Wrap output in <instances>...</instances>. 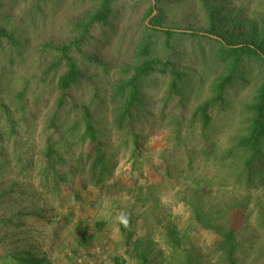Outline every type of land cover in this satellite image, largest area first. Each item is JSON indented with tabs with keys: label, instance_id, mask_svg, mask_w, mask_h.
I'll return each mask as SVG.
<instances>
[{
	"label": "rangeland",
	"instance_id": "rangeland-1",
	"mask_svg": "<svg viewBox=\"0 0 264 264\" xmlns=\"http://www.w3.org/2000/svg\"><path fill=\"white\" fill-rule=\"evenodd\" d=\"M205 1L227 34L264 21V0ZM100 3L0 0V264H139L140 250L147 264H224L206 221L235 233L236 264H264V176L247 185L240 155L218 162L245 131L258 64L243 62V77L209 108L203 128L194 112L223 66L215 40L189 36H210L202 2L111 0L108 19L84 33L78 26ZM156 3L171 37L146 28ZM80 37L69 54L81 76L62 93L56 48ZM147 37L151 56L167 65L140 82L118 126L127 94L115 87L142 61L135 50ZM87 116L95 141L85 136ZM97 143L107 166L100 182ZM166 227L180 240L177 258Z\"/></svg>",
	"mask_w": 264,
	"mask_h": 264
},
{
	"label": "trees",
	"instance_id": "trees-1",
	"mask_svg": "<svg viewBox=\"0 0 264 264\" xmlns=\"http://www.w3.org/2000/svg\"><path fill=\"white\" fill-rule=\"evenodd\" d=\"M205 10L208 19V27L206 33L208 35H200L198 32L189 29V36H200L203 38H212L217 43L215 57L222 64V73L215 78L212 85L211 97L200 104L194 116L198 117L202 123V127L206 128L209 123L208 110L214 105H223L226 88L231 87L237 80L243 77L241 72L244 61L253 60L258 64L261 71V78L258 87L253 95L251 103L247 104L248 117L246 120L245 131L237 138L231 148L225 152L223 157L219 159V166L225 165V157L230 154L240 155L242 164L240 171L244 173V183L249 185L254 179H262L264 176V21L257 23L251 22L249 27L235 34L225 33L219 26V18L217 12L211 8L205 0H200ZM150 10L147 14L149 17V26L147 30L161 31L167 38L175 34L173 30L163 28L164 12L156 3V13L152 14ZM111 14V0H101L99 7L90 15L86 25L80 24L78 27L85 33L86 27L93 23L105 22ZM3 33L0 31V37ZM84 37L75 39L71 43L56 48L60 53V60L65 62V71L58 77L57 88L64 93L70 86L75 84L81 76V70L76 65L69 52L74 48H79ZM135 54L142 59L134 69L132 74L121 84L115 87L116 92L127 94L125 102L120 107L116 114V121L118 126L131 117V111L139 99L140 82L156 71H165L167 64L161 63L158 59L153 58L150 52V40L148 37L142 40L136 47ZM173 78L171 80V87L174 88L179 75L175 70L171 71ZM61 102V100H60ZM85 136L91 140H96L94 127L87 116ZM176 137L179 136L176 134ZM136 143V136L134 137ZM138 147V144L136 145ZM100 144L94 146L96 153L92 161V170H98V181L100 182L104 174L107 173V166L105 164V157L101 154ZM136 147V148H137ZM48 155V153H47ZM232 158V156H230ZM243 176V175H242ZM239 174L238 179H242ZM243 176V177H244ZM264 215V210H263ZM206 226L216 232L220 238L219 251L220 257L224 264H236L235 254L237 249V242L235 233L221 224H213L211 221H206ZM166 231V242L172 244L174 248V258L178 256L179 238L174 232V228ZM139 264H147L142 254V250L135 253ZM189 259V255H188ZM186 264V263H185Z\"/></svg>",
	"mask_w": 264,
	"mask_h": 264
},
{
	"label": "clouds",
	"instance_id": "clouds-1",
	"mask_svg": "<svg viewBox=\"0 0 264 264\" xmlns=\"http://www.w3.org/2000/svg\"><path fill=\"white\" fill-rule=\"evenodd\" d=\"M128 213L126 211H121L118 214L117 219L119 220L120 223L124 224L125 227L128 225Z\"/></svg>",
	"mask_w": 264,
	"mask_h": 264
}]
</instances>
